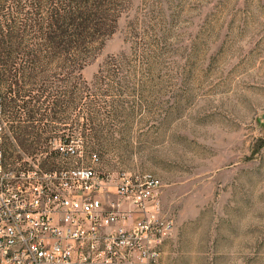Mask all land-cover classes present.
Returning <instances> with one entry per match:
<instances>
[{
	"label": "rangeland",
	"instance_id": "1",
	"mask_svg": "<svg viewBox=\"0 0 264 264\" xmlns=\"http://www.w3.org/2000/svg\"><path fill=\"white\" fill-rule=\"evenodd\" d=\"M81 75L84 99L106 107L52 124L77 135L92 116L96 134L74 136L75 155L162 179L175 222L164 264H264V0H126ZM42 149L8 157L52 155Z\"/></svg>",
	"mask_w": 264,
	"mask_h": 264
},
{
	"label": "built area",
	"instance_id": "2",
	"mask_svg": "<svg viewBox=\"0 0 264 264\" xmlns=\"http://www.w3.org/2000/svg\"><path fill=\"white\" fill-rule=\"evenodd\" d=\"M4 33L0 0V53ZM0 88V264H164L175 230L163 210V182L149 170L101 171L100 155L70 139L58 155L11 159ZM49 156V157H47Z\"/></svg>",
	"mask_w": 264,
	"mask_h": 264
},
{
	"label": "trees",
	"instance_id": "3",
	"mask_svg": "<svg viewBox=\"0 0 264 264\" xmlns=\"http://www.w3.org/2000/svg\"><path fill=\"white\" fill-rule=\"evenodd\" d=\"M125 4L126 0H9V5L4 4L9 11L3 20L0 84L6 91L4 106L10 120L5 135L8 155L41 152L43 144L51 146L54 138L94 137L97 125L92 116H86L84 123L75 122L77 135L60 133L52 123L67 122L72 109L95 114L106 107L107 101L84 99L92 85L81 71L114 32ZM57 76L61 86L56 84Z\"/></svg>",
	"mask_w": 264,
	"mask_h": 264
}]
</instances>
